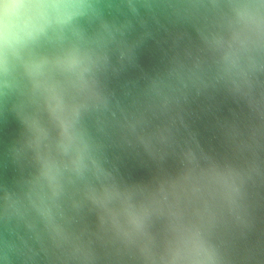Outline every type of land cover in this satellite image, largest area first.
<instances>
[{
  "label": "water",
  "instance_id": "1",
  "mask_svg": "<svg viewBox=\"0 0 264 264\" xmlns=\"http://www.w3.org/2000/svg\"><path fill=\"white\" fill-rule=\"evenodd\" d=\"M0 75V264H264V0H64Z\"/></svg>",
  "mask_w": 264,
  "mask_h": 264
},
{
  "label": "clouds",
  "instance_id": "2",
  "mask_svg": "<svg viewBox=\"0 0 264 264\" xmlns=\"http://www.w3.org/2000/svg\"><path fill=\"white\" fill-rule=\"evenodd\" d=\"M64 0H0V75L18 63L51 27Z\"/></svg>",
  "mask_w": 264,
  "mask_h": 264
}]
</instances>
